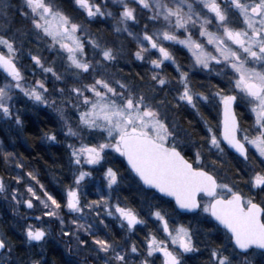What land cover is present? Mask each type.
Wrapping results in <instances>:
<instances>
[{
	"label": "snow or ice",
	"instance_id": "snow-or-ice-1",
	"mask_svg": "<svg viewBox=\"0 0 264 264\" xmlns=\"http://www.w3.org/2000/svg\"><path fill=\"white\" fill-rule=\"evenodd\" d=\"M60 3L0 0V120L23 126L16 107L21 97L52 109L70 174L54 193L29 171L39 188L27 183L26 196L0 178L7 199L41 213L18 223L27 245L43 247L50 231L42 225L55 224L61 240L68 238V253L90 252L93 264H155L156 254L161 264H186L205 243L197 239L204 231L222 233L226 241L205 244L207 264H264V199H258L264 195V0H71L76 17ZM107 18L115 21L116 34L131 37L134 52L85 28ZM25 38L49 53L29 51L42 76L31 83L19 63ZM179 51L186 64L178 61ZM133 57L149 66L142 83L119 75L120 61ZM169 67L174 77L166 74ZM202 109L216 113L214 124ZM173 110L200 116L199 142ZM44 138L60 142L57 133ZM0 152L6 162L13 157L5 148ZM109 158H122L127 176ZM229 165L235 172L226 178ZM14 179L19 185L22 177ZM94 180L97 198L87 199L84 189ZM125 181L139 202L121 198ZM110 222L125 234L120 240L107 235ZM137 233L143 239L131 240ZM14 251L0 236V264H17Z\"/></svg>",
	"mask_w": 264,
	"mask_h": 264
},
{
	"label": "flooded vegetation",
	"instance_id": "flooded-vegetation-1",
	"mask_svg": "<svg viewBox=\"0 0 264 264\" xmlns=\"http://www.w3.org/2000/svg\"><path fill=\"white\" fill-rule=\"evenodd\" d=\"M62 3L66 4V9L68 10V14L73 16V17H76V15H75L76 12L72 11L71 0H66V1L64 0ZM110 10L115 12L116 11V6L114 8H111ZM114 23H115L114 20H112L111 18H107V19L94 21L91 24H85V28L87 29L88 32L90 31V33L93 35V37L99 36L103 40L115 41L117 43V45L123 44V46L125 47V49L127 51L134 52L136 46H135V43L132 41L131 37H128L126 33L123 34V35L116 34L114 32V30H113ZM130 25H131V22H130ZM142 26H143V21L141 22L140 25L132 27V30L133 31H137ZM85 38H87V37H85ZM35 47H37V45L35 43H30L28 41V39L25 38V47L21 51L20 65H22V71L25 73V76H26V78H27L29 83H31L34 78H37V79L42 78L40 70L39 69H33V67H32V63H31V61H30V59L28 57L29 51H32L33 53L41 52L44 56H48L49 55V53L46 50H44L43 46H41L40 48L37 47V49H35ZM177 59L181 63H184V64L187 63L186 54H185L184 51L177 52ZM120 64H121V66H123V71L120 72L119 75L125 77L126 79H128L132 83H142L143 81H141V78H140L141 76H143L145 79H148L150 77V75H151V73L149 71V66L147 64L141 65L140 62L134 61V57L132 59L121 60ZM33 71H35V73H36L35 77L32 76V72ZM165 71H166V74L169 76V78L175 76L174 67H169ZM137 73H140V76H138ZM201 75L202 74L196 76L195 79H196L197 82L201 78ZM213 82H215V78H214ZM48 86H49V89L51 90V84H49ZM168 98L171 99V96H169ZM30 104H31L30 101L26 102V104H25V106L27 107V109H26L27 117L29 116L28 110H30V109L32 111L37 110L43 117L47 116L49 119H51L53 122H55L54 118L51 117L52 115H50L48 112H46L45 109H41V108L38 109L36 107L34 108L32 106H29ZM173 111L176 113L175 119H177L179 121V123L184 128L188 129L191 132L193 139H195L197 142H199L200 136L202 135L203 130H204V123L201 120L200 116H197L191 110H180V111L173 110ZM239 111H242L244 113V119H246L249 123H251V116L247 112V109H241ZM202 112L204 113V116H205V118L208 121L212 122L213 124L215 123V120H214V117L216 116L215 112L209 113L208 111H206L204 109H202ZM189 120L192 121L191 124L188 123ZM54 125L56 126V124H54ZM54 125H53V127H54ZM245 126H247V125H245ZM45 133H57L58 140L60 142L56 143V142H50V141L46 140L44 138L45 137ZM40 136H41V145H42V147L44 149H51V148L54 147L56 149L61 150V148L64 147V149L66 150L65 144H64L63 135L60 133L59 130L58 131L57 130H52L50 132L44 130L41 133ZM0 139H1L2 142H4L2 137H0ZM3 148H5L6 151L11 149L7 145L5 147H3ZM110 166H113V167L117 168L113 164H111ZM228 169H230V170L222 172V174L225 175L226 178H230L235 172V168L233 166H231V165L228 166ZM120 173H121V171H120ZM243 190L245 191V193L248 192L247 188H244ZM124 191L125 190L122 189V187H121V190H120V193H119L121 198L124 195L123 194ZM258 199H264V195H262L261 197H258ZM11 214H12L11 216H15V213L12 212ZM27 216L31 217L32 214H28ZM44 219L46 220V218H44ZM182 221L185 224H187L188 223V218H186V217L182 218ZM45 225L48 228H50V227L55 228L52 225L51 226H49L47 224H45ZM195 227L198 228V226H195ZM104 233L105 232L101 229V234H104ZM119 233H120V229H119ZM199 234H200L199 240L204 241L205 243H201L199 245L200 252H196V253H194L192 255H188V256L185 257L186 264H207L208 251H207V249L205 247V244L210 245L212 247H218V244L215 242V240L219 241L221 239V237H224L222 233L213 234V236L215 238H213V237L212 238H205L201 234V231L199 232ZM55 237H56V240H57L56 244L57 245L61 244L62 242H59V239H58L59 235L57 233H55ZM14 238H16L17 241L19 240L21 243L23 241V244L25 242L24 241V237L21 234H19V236L18 235H14ZM203 238H205V239H203ZM119 239H121V237ZM209 241H211V242H209ZM212 241H214L217 245H213ZM20 242H18L19 246H21V248H22L20 250V254H21L22 257H24L25 254H28V253L24 252L25 249L27 250V246L25 244L21 245ZM56 244H55V246H56ZM57 249H59L58 254H55V252H54V255L56 257V261L57 262L56 261L54 262V260H53V263L51 261L48 263V261H47V264H66V262L68 260H70V259L72 261H79L80 264H83L84 260L86 258H88L86 256L70 255L68 253V251H67V248H66V256L69 258L68 259L63 254L60 246H56V250ZM158 257L160 258V262L159 263H155V264H161V256H158ZM88 264H93V261L91 259H89V258H88Z\"/></svg>",
	"mask_w": 264,
	"mask_h": 264
},
{
	"label": "trees",
	"instance_id": "trees-1",
	"mask_svg": "<svg viewBox=\"0 0 264 264\" xmlns=\"http://www.w3.org/2000/svg\"><path fill=\"white\" fill-rule=\"evenodd\" d=\"M22 107L23 106L19 107L20 113L24 115H22L21 118L23 121L22 127L15 125L13 128L6 126L0 128V137L4 140V142H2V148L7 145L11 148L8 151L13 153V157L6 162L3 157V152H0V177L4 179L8 187L11 185L14 188H19L20 192L24 193L27 183L30 182L35 185V181H30V178L27 177V172L33 171L40 182L49 190H52L54 193H59L60 184L58 181L70 175L66 167L68 160L67 151L64 147L61 148V150L54 147L51 149H44L41 145L40 135L44 130L49 132L54 130L53 121L47 116L43 117L37 110L32 111L31 109L28 110L29 116L27 117ZM25 109H27L26 106ZM18 162L23 164V168L16 167ZM115 165H117L116 167L120 171L126 172L121 158L116 161ZM17 175L22 177L19 185L14 179ZM68 182V180H65V183ZM35 187L38 189L39 185H35ZM123 194V197L128 196L129 200L139 202L140 198L135 193L134 186L125 188ZM114 226L115 225L112 223V230H115ZM112 230L109 232L110 237L119 240L116 236H111ZM215 242L218 246L221 243H226L224 237H221L219 241L215 240ZM215 242L212 241L213 245H217ZM53 254H51L53 258L46 259L48 263L50 261L53 263V260L54 262L56 261V257ZM48 257H50V255ZM33 258L36 259L35 256Z\"/></svg>",
	"mask_w": 264,
	"mask_h": 264
},
{
	"label": "rangeland",
	"instance_id": "rangeland-1",
	"mask_svg": "<svg viewBox=\"0 0 264 264\" xmlns=\"http://www.w3.org/2000/svg\"><path fill=\"white\" fill-rule=\"evenodd\" d=\"M63 1L64 0H61L60 7L62 9H64L68 13V10L66 9V4L65 3H62ZM114 7L115 6H112V8H114ZM75 15L78 16V13H75ZM17 19H19V18H17ZM81 22H83V21L81 20ZM89 33H90V31H89ZM35 49H37V47H35ZM19 63H20V60H19ZM25 104H26L25 98L21 97L18 100V102L16 103V107L19 108V107L23 106L22 109H23V112H25V116H26ZM29 106H32L34 108L36 107V106L31 105V104ZM36 108H38V109H40V108L41 109H45L46 112H48L50 115H52L51 117H53L54 120H55V122H53V125L56 124V126L54 125L53 129L54 130H57V131L58 130L60 131L59 122H58V120L56 118L55 112H53L52 109L45 108L43 106H39V107H36ZM20 115H21V118H22V115L23 114L20 113ZM2 126H6V127H9V128H13V127H15V123H13L11 121L0 120V128ZM2 146H3V143H2V141L0 139V147H2ZM109 159L112 161L111 164L115 165L116 161L119 158H116V159L109 158ZM115 166H117V165H115ZM121 175L127 176V172H122L121 171ZM96 179L97 180L99 179L98 175L96 176ZM95 182H96L95 180L94 181H91V182H87V185H86V187L84 189V191L87 194L86 195V198L87 199H95V198H97L96 190H95V188L92 187V184L95 183ZM128 184H129V182L128 181H125L124 185L122 186V189L125 190V188H130L128 186ZM11 188H14V187L10 185L9 186V189H11ZM21 194H25V196H26L27 195L26 190L24 189V193L22 192ZM14 209H15V211H14ZM12 212L15 213V216H11L12 215L11 214ZM28 214H32V216H34V215H40L41 213H40L39 209L28 210V209H26L23 206H17V205H15V202L14 201H11L10 199H7L4 193H0V236L6 237L13 244L14 249H15L14 256L17 258V264H21V261H29L30 259H35V258H33L34 256L36 257V259H39L42 262V264H43V262L46 261V259L53 258L51 256V254H53L54 252H55V254H58L59 249L56 250V246H60L63 254L65 255L66 258H68L66 256V248H67V246L63 242V240H67L68 238L67 237H64L63 240H61V238L58 237L59 242H62L63 244L62 243L59 244V245L56 244L57 240H56V237H55V233H57L59 235V228L55 224L52 225L55 228H52V227L48 228L45 224L42 225L43 227H45L46 230H49L50 231V235H49V237H47L46 242H43V247H41V246L38 245L35 248H31L29 245H27L26 242H24V244L27 246V250L25 249L24 252L25 253H28V254H25L24 257L21 256L20 250L22 248L18 244V242H20V241L19 240L17 241V239L14 238V235H18L19 236V234H21L23 236V234H22V232H21V230H20V228L18 226V223H23V220L21 219V217L27 216ZM62 215H63V213H62ZM44 218H46V220L49 219L47 217H44ZM68 219H70V217H68ZM29 222H35V221L30 220ZM110 223L111 224L113 223L115 225L114 226L115 227V230H112V233H111V236L112 237L113 236H116L117 238H120L123 235H125L122 232V230L119 228L118 224H116L115 222H110ZM192 226L196 229L195 226H198V225H196V223L193 221ZM101 229L104 232L107 231V230H104L102 228V226H101ZM119 229H120V233H119ZM201 234L205 238H212V237L215 238L213 236V234H217V233L206 234L204 231H201ZM107 235L110 237L109 232H107ZM199 236H200V234H198V236H197V239L198 240H199ZM205 238H203V239H205ZM130 239L131 240H137V241H139V240L143 239V235H142V233H137V234L131 236ZM24 244H23V241H22L21 245H24ZM55 244H56V246H55ZM37 254H39V255H37ZM192 254H194V253H191V254H188V255H192ZM49 255H50V257H48ZM92 255H94V254H92L90 252H82V253L79 254V256H86L89 259H90V257ZM156 256L158 257L159 254H156ZM161 261H162V257H161ZM159 262H160V258H156L155 259V263H159Z\"/></svg>",
	"mask_w": 264,
	"mask_h": 264
},
{
	"label": "water",
	"instance_id": "water-1",
	"mask_svg": "<svg viewBox=\"0 0 264 264\" xmlns=\"http://www.w3.org/2000/svg\"><path fill=\"white\" fill-rule=\"evenodd\" d=\"M123 160V159H122ZM124 162V165H125V167H126V162L125 161H123Z\"/></svg>",
	"mask_w": 264,
	"mask_h": 264
}]
</instances>
